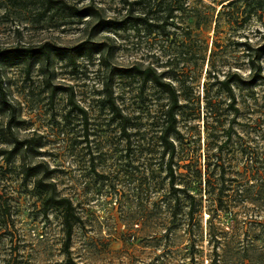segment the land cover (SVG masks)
<instances>
[{
  "label": "rangeland",
  "instance_id": "374dc122",
  "mask_svg": "<svg viewBox=\"0 0 264 264\" xmlns=\"http://www.w3.org/2000/svg\"><path fill=\"white\" fill-rule=\"evenodd\" d=\"M71 1L81 5L90 0ZM96 1L106 16L125 11L118 0ZM220 2L179 0L182 8L175 10L167 36L141 25L119 31L103 29L93 35L94 20L63 14L19 22L12 14L7 16L5 4L0 5V44L49 41L71 47L86 38L106 43L102 56L78 58L75 64L54 58L44 66L34 64L29 71L23 62L2 68L7 99L16 112L10 139H39L40 144L34 157L28 148H22V156L7 164L0 156V203L5 207L4 217L0 215V264H210V259L213 264H264V221L258 223L253 213L260 207L258 218L264 217V177L260 181L249 174L224 177L223 184L230 188L223 187V195L228 192L248 199L238 202L231 213L218 209L209 219L207 212L217 202L203 197L201 211L189 220L183 197L180 206L174 207L165 168L167 155L162 158L157 140L160 112L169 104L167 94L151 81L142 83L137 75L110 78L115 67L154 68L187 97L181 110L192 115L188 124L201 132L205 83L210 95L223 100V108L228 103L208 73L221 79L237 72L247 78L246 52L237 42L264 43V3L240 24L246 5L237 2L218 13ZM144 7L140 11L149 10V19L165 14L164 10L155 12L153 0ZM217 19L218 33L214 30ZM16 25L19 31L14 30ZM260 64L264 75V55ZM106 83L111 84L116 104L129 119V140L103 105ZM61 87H71L74 101L86 111L88 140L85 121L78 112L69 113L68 96ZM233 92L240 113L232 126L229 144L233 149L225 144L223 151L228 150L234 169L243 172L250 160L242 147L254 154L264 147V78L250 86L233 84ZM225 113L227 120L219 129L227 128L232 116L230 111ZM6 120L0 115V127ZM1 137L0 147L10 148L12 144L2 142ZM204 151L201 138L197 165L201 176L182 175L176 181L197 199L207 188ZM40 160L55 168L51 180L56 192L71 198L80 217L69 245L71 260L62 249L60 213L50 210L43 215L32 180L22 179V162ZM176 169L179 173L186 170ZM211 175L212 195H216L221 182L215 177L217 170Z\"/></svg>",
  "mask_w": 264,
  "mask_h": 264
},
{
  "label": "trees",
  "instance_id": "16d2710c",
  "mask_svg": "<svg viewBox=\"0 0 264 264\" xmlns=\"http://www.w3.org/2000/svg\"><path fill=\"white\" fill-rule=\"evenodd\" d=\"M123 3L124 13L120 16H106L104 14V8L96 1L90 0L85 4H78L71 0H0V5L5 4L7 16H14L19 22H28L35 18L40 21L47 17H54L63 14L66 17H76V18H87L94 20L91 26V31L93 35L100 33L103 29H110L113 31L125 30V29H137L139 25L144 26V28L152 27L158 29L161 34L167 36L166 28L171 25V20L175 16V10H180L182 3L177 1L176 5L172 3V0H153L155 6V12L165 11L164 16L152 17L149 19L148 11H140L145 9L144 6L149 4L151 0H118ZM237 2H241L246 5V11L243 10L241 14H244L240 20V24H244L246 21L250 20L251 16L260 11L263 7L264 0H221L219 6L221 12L223 13L225 8H229L235 5ZM162 4H165L164 9L160 8ZM159 6V7H157ZM138 10V11H137ZM154 12V14H155ZM153 20V21H150ZM215 23L214 30L218 33L217 28L219 23ZM14 30H18L16 25ZM152 30V29H151ZM216 44V43H215ZM243 46L246 56L247 64L249 66V75L244 78L240 73L228 72L223 78H218L215 73H208V76H213L218 88L225 93L228 98V103L225 107H222L223 100L218 97L210 95L208 91V85L205 83L203 90V106H202V130L195 131V126L188 124L190 119L192 120V115L186 114L181 109L185 106L184 102L187 97L182 96L180 91L169 81H165L161 78L160 74L155 71L152 67L141 68L140 66H132L127 68H113L111 71V77L114 76L121 77L124 75H137L139 76L142 83L147 81L153 82L161 91L165 92L168 96L169 104L165 109L160 112V133L157 140L161 146V156L162 158L167 155L165 161L166 175L169 178L168 184L171 189V193L174 196V207L178 208L182 197L187 201L188 204V216L189 220L192 219L195 212L201 211L202 208V198L204 197L208 202L216 201L214 209L207 212L209 219L213 214L218 212V209H224L226 212H232L233 208L238 204V202H243L246 196H241L240 198L234 197L228 192L224 194L222 191L223 187L229 189V185H224V177H240L249 174L251 177H257L260 181V177H264V147L254 153H249L242 147L241 151L247 153V158L250 160L249 165L246 162L244 165L243 172H239L234 169V165L230 160L227 152L223 151V146L225 144L229 145V150L233 149L232 133L234 132L233 124L236 123V116L240 113V108L237 104L236 96L233 92V84H240L244 86H250L256 83L258 80L264 78L262 73V67L260 64V58L264 55V43L254 45L250 41L245 40L240 42ZM106 48V43L102 41H95L91 38H86L85 40L79 42L71 47L58 45L49 41H44L39 44H26V43H15V44H0V115L7 117L6 122L0 128V136L3 138L1 141L5 143H11L10 148L0 147V156L2 157L4 163H9L14 157L22 156V148H28L31 151V156L34 157L38 155V147L40 140L37 139L35 142L31 138H25L23 140H18L17 138L10 139L13 137V120L15 118L16 112L15 107L7 99V92L5 88V82L3 80L2 68L7 65H13L16 63L23 62L27 67V71L31 69L34 64H39L40 66L46 65L49 61L54 58L67 60L70 64H75L78 58H85L91 60L94 55L102 56ZM111 53L112 48L108 49ZM105 99L103 105L107 107L110 112V120L119 122L121 132L126 137V140L130 139V133L126 131L128 123V117L125 116L120 107L116 104L115 98L112 95L111 84L106 83L104 86ZM61 91L66 92L68 96L69 113L71 111L78 112L83 120L85 121V138L88 140L87 132V122H86V111L80 107L76 101H74V92L71 87H61ZM53 94V91H52ZM197 106L199 107V96L195 98ZM227 111L232 113V116L227 121V128H221L227 120ZM200 119V114L196 115ZM183 130H182V128ZM221 136L224 139L220 140ZM202 138V144L204 148V159L203 163L205 172L204 177H208L204 180L207 184V188L204 189V194L200 198H196L186 187L180 186L177 183V178L182 175L191 177H200L201 172L197 169L200 159V140ZM210 138V141H209ZM219 140V141H218ZM34 142V143H33ZM215 148V150L211 149ZM246 158V159H247ZM183 162V163H180ZM177 164V166H176ZM210 165H213L210 169ZM176 167H184L186 170L184 173L177 172ZM214 170H217L218 179L221 182L219 190L216 195H212L213 186L210 182L209 177H214ZM55 172L54 167H50L47 161L40 160L33 163L21 164V174L24 182L32 180L33 188L35 189V194L41 200L42 213L47 215L48 211H56L60 213L61 226L64 232L63 241V251L67 256V260H71L69 257V245L71 241V236L73 229L77 223L80 222V217L75 211V206L70 197L65 195H58L56 192V185L51 180L52 175ZM261 197H257V200ZM4 205L0 203V215L4 217ZM259 208V209H258ZM257 211L254 210L253 213L257 217V222L264 221L258 218V215L262 208L257 207ZM175 213L172 211V214ZM216 254V251H215ZM210 264H213V260L210 259ZM74 264L72 261H68ZM15 264H20L16 262Z\"/></svg>",
  "mask_w": 264,
  "mask_h": 264
}]
</instances>
